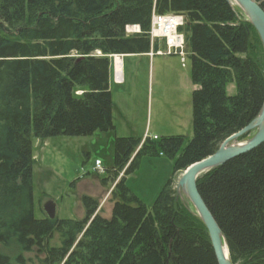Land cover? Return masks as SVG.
Masks as SVG:
<instances>
[{"label": "trees", "instance_id": "obj_1", "mask_svg": "<svg viewBox=\"0 0 264 264\" xmlns=\"http://www.w3.org/2000/svg\"><path fill=\"white\" fill-rule=\"evenodd\" d=\"M255 1L264 10V0ZM154 13L185 18L180 31L197 86L193 136L117 137L104 203L85 195L80 218H48L43 205L45 217L36 218L34 139L115 130L111 55L158 51ZM128 25L141 32L128 34ZM263 101V44L229 0H0V264H218L207 227L174 178L245 128ZM159 152L173 172L148 206L126 177L142 155ZM196 184L232 263L264 264V141Z\"/></svg>", "mask_w": 264, "mask_h": 264}, {"label": "rangeland", "instance_id": "obj_2", "mask_svg": "<svg viewBox=\"0 0 264 264\" xmlns=\"http://www.w3.org/2000/svg\"><path fill=\"white\" fill-rule=\"evenodd\" d=\"M160 49L163 53L129 54L124 58L122 75L126 79V92L116 94L113 100L115 122L119 133L124 134L121 136L138 139L152 138L154 134L159 138L185 135L189 139L193 136L194 85L188 62L185 59L187 65L184 66L182 55L168 53L164 44ZM110 83L113 84L112 74ZM228 93H236L234 83L228 85ZM116 138L114 131H97L87 136L50 137L47 146L43 142L45 139L42 142L34 139L35 217H45L42 205L52 199L58 205L59 218H75L76 197L86 187L71 186L73 181L84 175L103 178L105 169L114 163ZM160 153L142 155L135 172L126 177L131 191L148 206L154 203L173 172V161ZM96 160L101 161L102 171L92 169ZM121 174L123 171L120 177ZM181 174L182 171L175 175L174 187Z\"/></svg>", "mask_w": 264, "mask_h": 264}, {"label": "water", "instance_id": "obj_3", "mask_svg": "<svg viewBox=\"0 0 264 264\" xmlns=\"http://www.w3.org/2000/svg\"><path fill=\"white\" fill-rule=\"evenodd\" d=\"M231 4L237 5L246 15L250 23L257 30L264 47V10L255 0H229ZM250 133L244 141L238 139ZM264 141V101L258 116L245 128L228 137L221 147L211 156L191 164L178 179L176 188L182 192L191 202L199 217L208 229L218 264H233L230 257L222 229L215 217L200 195L196 179L199 175L213 168L223 165L235 156L253 149ZM237 142V143H234ZM43 210L48 218L57 216V205L54 200L49 199L43 204Z\"/></svg>", "mask_w": 264, "mask_h": 264}, {"label": "built area", "instance_id": "obj_4", "mask_svg": "<svg viewBox=\"0 0 264 264\" xmlns=\"http://www.w3.org/2000/svg\"><path fill=\"white\" fill-rule=\"evenodd\" d=\"M185 18L181 14H156L152 16V24L150 29V37L153 42L156 38L165 39V44L168 53L178 52L185 60L184 45L185 37L180 31V27L184 25ZM128 34L141 32L139 25H128L126 27ZM159 53H163L159 51ZM153 54V53H151ZM116 71V70H115ZM118 73L114 74V84L118 85ZM154 139L157 136L153 137ZM95 169L102 171L101 161L97 160L94 165Z\"/></svg>", "mask_w": 264, "mask_h": 264}, {"label": "crops", "instance_id": "obj_5", "mask_svg": "<svg viewBox=\"0 0 264 264\" xmlns=\"http://www.w3.org/2000/svg\"><path fill=\"white\" fill-rule=\"evenodd\" d=\"M161 44H164V41L162 40H158V46L160 48V45ZM147 54H150V53H147ZM129 54H122V55H119L120 57H116L119 58L120 60V66L118 67V63H117V60H116V70L118 71V73L120 74V79H119V84L118 85H115V84H112L111 85V89H112V92H113V100H114V97H116V94H121V93H124L126 92V79H125V75L123 77L122 75V66H123V63H124V58H128L129 56H127ZM112 83H113V74H112ZM197 88L196 85H194V90ZM115 103L113 101V116L115 114ZM114 122H115V117H114ZM115 125H116V129L113 130L115 132V136L117 137H120L121 135H124V134H121L119 133V130H118V124L115 122ZM146 135V134H145ZM154 136H157V134H154ZM41 140V139H40ZM46 140V141H45ZM43 142H46L45 143V146H47L49 144V142L47 140L48 139H45ZM42 142V140L40 141ZM42 144V143H40ZM94 169V167L92 168ZM127 183V182H126ZM82 185L86 188H84V190L82 192H80L77 197H76V201H75V204L77 205V216L75 218H80L83 216L84 214V207H83V202H82V198L83 196L87 195V196H91L95 199H98V200H101L102 201V204L104 203L105 199L107 198L108 194H109V190H108V185L104 184L102 178L101 179H96V178H93L91 176H82V177H79L77 178L75 181H73L72 185L71 186H75V185ZM58 205H57V211H58ZM69 218H74L73 216L72 217H69Z\"/></svg>", "mask_w": 264, "mask_h": 264}, {"label": "bare ground", "instance_id": "obj_6", "mask_svg": "<svg viewBox=\"0 0 264 264\" xmlns=\"http://www.w3.org/2000/svg\"><path fill=\"white\" fill-rule=\"evenodd\" d=\"M116 60H117L118 67H119L120 66V60H119V58H117Z\"/></svg>", "mask_w": 264, "mask_h": 264}]
</instances>
